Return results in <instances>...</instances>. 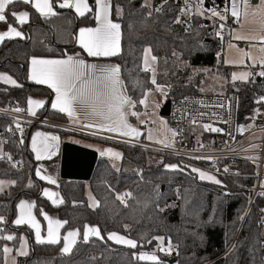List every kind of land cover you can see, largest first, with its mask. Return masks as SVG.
I'll return each mask as SVG.
<instances>
[{"label":"trees","instance_id":"obj_1","mask_svg":"<svg viewBox=\"0 0 264 264\" xmlns=\"http://www.w3.org/2000/svg\"><path fill=\"white\" fill-rule=\"evenodd\" d=\"M160 1L153 0V4ZM216 1L220 3L223 0ZM89 3L94 6L95 0H89ZM142 4V0H112V12H115L117 6L122 9L117 19L121 25L122 38L121 52L111 60L121 67L128 95L134 101L142 98V89L132 85V80L137 77L144 81V89L152 87L150 74L138 69L143 49L149 46L153 55L158 57L157 83L169 85L168 101L184 95L219 94L199 92V79L188 82L186 74L178 75L175 71L176 64L182 62L191 67L216 71L222 78L228 76L229 68H222V62H216L215 55L221 48L218 41H206L204 29L198 22H194L190 33L173 23L179 13V7L173 0H168L167 4H163V11L152 13L151 17L148 16L149 8L142 7ZM20 9H27L30 13L29 23L23 26H19L11 16V12ZM6 15L8 23L25 32V38L2 42L0 71L8 73L22 87L0 84V106L13 102L26 108L27 98L32 95H45L49 103L51 92L27 80L29 58L62 57L65 52L78 51L74 44V34L80 26L93 25L92 14L78 18L69 12L45 19L19 2L10 5ZM6 27L7 24L0 23V29ZM173 52L179 58L173 56ZM229 83L225 93H237L238 119L243 122L255 107L253 88L246 82L237 83V87L232 89ZM48 103L37 115L46 120L65 122L66 118L51 111ZM140 109L137 103L135 111ZM6 122L0 118V132ZM30 128L21 137L24 140L22 145L19 140L11 137L5 145L6 151L20 163L21 168L15 169L11 164L0 162V180L17 181L14 187H8L0 193V215L7 218L4 227L6 233L14 229L11 222L17 201L22 196H28L34 200L35 213L41 220L40 210L43 209L45 212H55L61 220L68 222L61 234L74 228L80 230L81 236L84 225L92 224L98 227L104 239L93 238L85 243L80 238L70 254H62L61 243L37 244L31 240L28 232L29 254L20 258L18 264H151L150 261L133 260V252L149 251L156 246L157 241L153 240L151 244L142 241L143 246L136 249L123 248L107 239L110 232L138 241L142 236L146 239L153 236L171 238L176 247V262L173 264H264V251L261 248L264 232L257 225L262 200L256 198L248 206L249 192L246 189L251 185L250 179L239 180L242 183L240 187L225 183L220 178L221 184L201 181L191 172V167H185L189 166L187 164L165 156L154 161L151 152L121 146L122 158L118 168L115 169L107 159L100 158L88 182L98 207L91 208L88 205L85 183L76 180L60 182L58 190L63 203L54 207L40 196L42 183L34 178V161L27 146ZM166 164H176L183 171L166 170ZM241 167L244 170V166ZM29 180L33 187H26ZM125 192L132 194L131 198H126L127 207L116 199L117 193ZM125 225H128L127 230ZM22 231L17 229V239ZM17 239L11 241L13 249L17 246ZM5 243L0 240V248ZM158 256L164 264H170L167 255L159 253Z\"/></svg>","mask_w":264,"mask_h":264},{"label":"snow or ice","instance_id":"obj_2","mask_svg":"<svg viewBox=\"0 0 264 264\" xmlns=\"http://www.w3.org/2000/svg\"><path fill=\"white\" fill-rule=\"evenodd\" d=\"M22 2L26 5H30L40 17L48 19L50 17L58 16L60 13L56 9H71L74 10L77 17H86L92 14V18L96 22L95 27H83L79 29V33L76 36L77 43L80 48L89 57L94 58H110L118 56L121 52V25L116 23L112 19V0H95L94 6L89 3V0H0V23L7 24L5 31H0V42L14 37L21 39L25 38L23 33L8 23L6 10L10 5ZM168 0H163V4H167ZM163 4L159 7H152L151 0H144L142 7L151 9L148 12V16L151 17L152 11L160 13L163 11ZM241 7L244 9V17L249 15V10L252 9V0H230V8L225 7L223 10L217 8H205L204 0H184V6L180 8V13L173 21L175 24H188V21L182 20L181 16H200L207 20H219L222 23L219 24L216 31V36H222L223 29L226 22L229 19V15L233 20L234 24H240L241 22ZM264 11V0H259L256 9L252 12L255 15V11ZM116 13H122V9L119 6L116 7ZM11 16L20 25H23L28 21L30 14L27 11L11 12ZM206 25H201L205 27ZM190 24L185 28V31L190 30ZM232 37L237 41H245L249 43L250 48H255L256 45L253 42L264 43V34H245L237 29L232 30ZM228 47L234 48L236 45L229 43ZM236 50L240 53V59L237 61L225 60V64H245V58L250 60L252 63L248 67H255L259 64L262 68L261 71L255 73V75L264 77V55L254 56L251 50L246 51L244 48L236 47ZM258 51L264 54V47H259ZM173 56L178 57L176 52L172 53ZM158 57L153 55L152 48L145 47L143 49L141 64L138 65L140 72L151 73L150 83L153 85L151 89H144V81L135 78L132 80L133 87H140L142 89V98L138 101H134L131 96L128 95V90L122 79V70L119 65L104 64L99 65L95 63H86L84 59L80 58L79 54L75 56L66 55L65 58L58 59H47L33 57L30 60L29 67V80L36 84L47 85L54 93L55 96L51 102V108L60 113L66 114L73 123L80 124L81 116H83L85 122L80 124L83 129H95V132L91 134L96 135L98 133L108 132L114 133L119 137H127L138 141L142 135L138 127L133 126L128 122V117H136L141 125L149 123L140 119V113L133 110L137 103L140 105H147L148 97L154 92L160 93L162 96L167 95L165 86L157 83L156 79V64ZM254 75L250 71L232 73V80H244ZM0 81L5 84H11L15 87H22L12 77L0 74ZM264 102V97H260L257 103ZM46 104L44 100H36L32 97L27 99V108H21L19 106L12 109L16 113L27 112L29 116L35 117L37 112L35 109L43 108ZM156 108L160 107L157 103L154 105ZM224 107L223 104L218 105ZM259 114V113H257ZM147 115V114H146ZM200 116L205 115L199 113ZM15 128L20 132L21 137L23 136L24 129L21 127L19 121L13 118ZM227 122V121H225ZM159 129H148L147 139L158 144H162L165 148H173L175 144V137L178 135L177 130L167 127L166 122L160 121ZM191 123L196 124L198 121L193 119ZM203 128L206 131L212 132H223V129L212 127L209 124H204ZM8 131H12L9 127ZM238 131L242 132L243 128L238 127ZM163 137V138H161ZM38 138H43L39 139ZM112 139L114 137H105ZM59 138L55 135L46 136L42 132H36L32 136L31 148L35 153V159L41 160L44 158H50L55 155V152L50 151L51 147H54L58 143ZM51 141L52 144L46 143ZM127 142V141H126ZM4 143V141H0ZM21 145L24 143L23 138L19 142ZM204 147L203 145H200ZM110 154L115 159H121V153L114 152L112 149H105L101 152V155ZM7 158L11 163V166L15 168L17 162H12L13 158L11 155L0 151V160ZM192 159L198 160H214L211 156H194ZM251 159V158H250ZM162 162V161H161ZM166 170H179L183 171L180 166L176 164L164 165ZM191 167V166H185ZM228 172V168L224 169ZM191 172L197 173L200 180L210 181L215 184H221V181L206 171L191 167ZM36 176L40 180H46L50 184H55L56 181L51 176H45L41 174L40 168L36 169ZM16 180L4 181L0 180V193L5 191L6 187H14ZM26 187H33V183L29 180ZM264 187V185H262ZM179 195V190H177ZM42 195L47 197L53 205L63 203V200H56L53 197H57L59 194L51 192L48 189H43ZM131 193H117L116 199L119 200L126 207V198H131ZM259 195L264 196V192ZM93 206V205H90ZM96 207L99 206L98 202L95 203ZM35 207V202H28L20 200L16 204L17 215L16 218L11 222L13 226L19 227L22 225H28L35 231V239L37 244H51L55 245L60 243L63 239V247L61 248L62 254H70L73 246L77 243L80 230L73 229L69 230L63 237L60 235V229L64 227L68 222L61 221L49 217L43 209L40 210L41 215L47 221V235L46 238L42 237V231L39 221L33 214L32 209ZM164 209H160L163 211ZM264 211V210H262ZM7 223L6 217L0 215V240L14 241L17 239L15 234H5L6 229L3 227ZM264 223V221H262ZM125 229H128V225H125ZM95 236L103 240L104 238L100 235L98 227L84 225L83 241L87 243L89 237ZM20 248L16 250L17 256H27L28 251L26 250V240L23 236L19 237ZM107 239L113 241L116 244L127 246L131 249H136L138 246L142 247V241L151 244L153 240L157 241L156 251L152 253L141 251L139 253L133 252L132 259L137 261H150L151 264H164V261L156 254L157 252L163 253L164 255H172L176 251V247L173 245L171 238L163 236H153L151 239L141 237L140 241L125 237L116 232H110L107 235ZM167 239V244L165 240ZM14 251L13 248L5 244L0 248V252L3 254L4 264H16L15 256L10 254ZM178 254V253H177Z\"/></svg>","mask_w":264,"mask_h":264},{"label":"built area","instance_id":"obj_3","mask_svg":"<svg viewBox=\"0 0 264 264\" xmlns=\"http://www.w3.org/2000/svg\"><path fill=\"white\" fill-rule=\"evenodd\" d=\"M173 1L178 5L180 13V8L184 6V0ZM162 4L163 0L152 4V7H159ZM226 6L228 7L227 0H223L220 3L216 0H204L205 8L215 7L218 10H223ZM152 13L156 12L152 11ZM181 19L188 21V24H178L184 31L189 24L191 26L189 31H185L186 33L191 32L194 22H198L200 27L201 25H206L201 27L204 29V39L206 41H218V43H221L228 37L230 31L238 29L230 15L229 19L223 22L225 27L222 36H216L215 34L219 30V24L222 23L218 19L215 20V23L213 20H207L200 16H192L191 18L181 16ZM261 70L262 68L259 67L256 73ZM248 83L253 88L252 96L255 107L251 114L245 117L243 122L238 119V96L234 91L223 94L200 93L184 95L170 102L169 114L166 117L168 127L178 132L173 148H165L141 141L130 143L129 146L137 147L159 156L187 160L192 162V167L215 175L225 183L233 186L240 187L242 183L239 180L250 179L251 185L246 189L249 192V205L256 198H260L264 205V196L259 195L264 192V187H262L264 185V102L257 103L260 97H264V77L254 75ZM229 84L232 89L237 87L236 82ZM221 104L224 107L218 106ZM17 106L21 107L13 102L0 106V118L7 121L0 132V141H4V143H0V151L7 154L9 153L6 151L5 145L8 138H15L19 141L21 138L20 132L15 128L13 118L19 121L24 129L23 134L30 127L54 126L51 122L38 115L33 117L29 116L26 111L22 113L12 111ZM199 113H204L205 115L200 116ZM193 119L198 121V123H191ZM204 124L223 129V132L206 131L203 128ZM9 127L12 128L11 132L7 130ZM238 127H242L243 131H238ZM194 156H211L214 160L192 159L191 157ZM0 162L11 164L7 158L0 160ZM12 162L17 161L13 158ZM241 166H244V170ZM20 168L21 165L18 163L15 169ZM225 168H228L229 171L225 172ZM262 221L261 224L264 228ZM262 246L264 249V243ZM175 253L176 251L170 256L167 255L166 259H171Z\"/></svg>","mask_w":264,"mask_h":264},{"label":"crops","instance_id":"obj_4","mask_svg":"<svg viewBox=\"0 0 264 264\" xmlns=\"http://www.w3.org/2000/svg\"><path fill=\"white\" fill-rule=\"evenodd\" d=\"M53 2L55 3V0H53ZM22 3V2H21ZM142 3H144V0H142ZM151 3L153 4V0H151ZM24 4V3H23ZM227 4H228V7L230 8V0H227ZM32 11L34 14H36L38 17L39 14L30 6V5H27ZM120 8V7H119ZM61 15V14H65V13H73L75 16V12L74 10H71V9H56ZM21 11H27L29 13V11L27 9H20V10H17L15 12H21ZM30 14V13H29ZM58 15V16H59ZM58 16H55V17H58ZM121 16V13L120 14H117L116 13V8H115V12H112V19L114 22L116 23H119L120 22L117 20L119 17ZM77 17V16H76ZM42 18V17H41ZM52 18V17H50ZM78 18H82V17H78ZM15 20V19H14ZM29 20H30V16H29V19L27 22H25L23 25H26L29 23ZM16 22V20H15ZM17 23V22H16ZM18 24V23H17ZM19 26H23V25H20L18 24ZM96 26V22L94 20V23L92 26H80L77 28L75 34H74V44L78 47V51H75V52H65L64 53V56L62 57H43V56H33V57H38V58H47V59H58V58H65L66 55H72V56H75L76 54H79L80 55V58L84 59L86 63H95V64H99V65H104V64H110V65H118L116 62L112 61L111 58L113 57H110V58H94V57H89L87 56V54L83 51L82 48L79 47L78 43H77V40H76V36L78 35L79 33V29L80 28H83V27H95ZM236 26L238 27L237 30L241 29V27L236 24ZM7 29L4 28V29H0V31H5ZM18 29V28H17ZM20 30V29H18ZM264 30V29H263ZM24 37H25V32L20 30ZM232 31L229 32V35L230 36V33ZM12 39H21L19 37H14ZM5 40H11V39H5ZM3 42V41H2ZM2 42H0V45L2 44ZM240 46H242L240 44ZM33 57H30L29 58V61H28V65H27V80L30 82V83H33V84H36L35 82L33 81H30L29 80V67H30V60L31 58ZM115 57V56H114ZM261 67V66H260ZM259 67H257L258 69ZM256 69V70H257ZM150 74V73H149ZM16 81V80H15ZM250 81V80H249ZM247 81V82H249ZM17 82V81H16ZM18 83V82H17ZM36 85H39V86H42L46 89H48L50 92H51V97H50V100H49V103H48V98L45 96V95H32V96H29V97H32L33 99H36V100H44L46 101V104L45 106L47 105V103L49 104V109L53 112H56V113H59L60 115L64 116L66 118V121L65 122H58V121H52V120H48L49 122L52 123V127H46V128H42V127H34V128H30L29 130V134H28V138H27V146H28V149L31 153V156H32V159L34 161V178L42 183V187H40L39 189V194L42 198H44L45 200H47L52 206L56 207V206H59L61 205L62 203L58 204V205H53V203L45 196L42 195V191L43 189H48L49 191L51 192H56L58 193L59 195L57 197H53V199H56V200H62V196L60 194V191L58 190V187H59V184L60 182L63 180L61 177H60V165H61V150H62V145L64 143H70V144H73V145H76V146H79L81 148H84L86 150H89V151H92L96 154L97 156V161L100 159V158H105L101 155V152H103L105 150V147L103 146H97V142H103V143H110L112 145H116L120 150H121V156H122V149H121V146H129L130 143H133V142H145V137H146V132L141 130L140 128L142 127V125L140 124H137L136 121H135V117L133 116H129L128 117V122L130 124H132L133 126L135 127H138L139 130L141 131L142 135L140 137V139L138 141L134 140V139H131L130 138H127V137H119V136H116V134L114 133H108V132H103V133H98L96 135H93L91 134L92 132H95L96 130L95 129H83L81 128L80 124L84 123L85 120L83 118V116H81V119H80V124L78 123H73L72 120H70V118L64 114V113H60L58 111H55L51 108V102L55 96V93L47 87V85H43V84H36ZM7 86H12L11 84H7ZM28 97V98H29ZM27 98V99H28ZM44 106V107H45ZM43 108H37L35 109L36 112H39L41 111ZM26 108H27V101H26ZM25 108V109H26ZM135 110V109H133ZM139 112V111H138ZM27 113V112H26ZM36 132H42L44 133L46 136H52V135H55L59 138L58 140V143L54 146V147H51L49 150L50 151H53L55 152V155H52L50 158H44V159H41V160H36L35 159V153H33L32 151V148H31V141H32V136L36 133ZM109 136H112L114 138L112 139H108V138H105V137H109ZM39 139H43V138H38ZM127 141V142H126ZM46 143L48 144H52L51 141H46ZM115 152V151H114ZM117 152V151H116ZM106 156H110V158H112L113 160H117L115 159L114 157H112L110 154H105ZM91 156V155H90ZM107 159V158H105ZM109 162L110 160L107 159ZM121 160V159H120ZM96 161V163H97ZM120 162V161H119ZM112 165V164H111ZM96 166V165H95ZM113 166V165H112ZM115 169H117L115 166H113ZM37 168H40L41 170V174L42 175H45V176H51L55 181L56 183L55 184H50L48 183L46 180H40L37 176H36V169ZM4 181H10V180H4ZM81 182H84L85 183V194H86V187L89 188L88 186V182L89 181H81ZM8 187L5 188V190L7 189ZM89 191H90V188H89ZM91 192V191H90ZM92 195V194H91ZM93 197V196H92ZM20 200H25V201H28V202H34V200L28 196H22L21 198H19V200L17 201V203L20 201ZM96 202V201H95ZM16 203V204H17ZM95 207V206H93ZM92 207V208H93ZM33 211V214H34V211H35V207L32 209ZM45 212V211H44ZM16 213H17V210L15 209V215L13 217V220L15 219V216H16ZM49 217H52L54 219H59L61 220L58 215L55 213V212H45ZM41 218H42V221L44 219V217L41 215ZM12 220V221H13ZM45 220V219H44ZM63 221V220H61ZM12 224V223H11ZM87 225H90V226H95V225H92V224H87ZM13 226V225H12ZM26 225H22V226H19V227H16V226H13L15 229H18V228H24ZM97 227V226H95ZM74 228L72 229H68L66 230L63 234H61V230L62 228L59 230L60 231V235L61 237H63V235H65L69 230H73ZM24 232L27 233L28 235V231L29 230H26L25 228L23 229ZM41 231H42V237L43 238H46V235H47V221L45 220V228L42 229L41 228ZM83 231H84V228H83ZM83 231H82V234L80 236L79 234V237L77 238V242L80 240V238H82L83 240ZM101 235V234H100ZM122 235V234H120ZM124 236V235H123ZM126 237V236H125ZM99 239L98 237H95V236H91L89 237V240L90 239ZM30 240V239H29ZM32 240V239H31ZM34 243H36V239L34 237V240H32ZM110 241V240H109ZM112 242L113 244L117 245V246H120V247H123V248H129L127 246H124V245H121V244H116L114 243L113 241H110ZM60 252H61V248L63 247V239H61L60 241ZM30 244V242H29ZM47 244V243H45ZM77 244V243H76ZM75 244V245H76ZM75 245L73 246V248L75 247ZM30 248V247H29ZM131 249V248H130ZM29 254V253H28Z\"/></svg>","mask_w":264,"mask_h":264},{"label":"rangeland","instance_id":"obj_5","mask_svg":"<svg viewBox=\"0 0 264 264\" xmlns=\"http://www.w3.org/2000/svg\"><path fill=\"white\" fill-rule=\"evenodd\" d=\"M258 3H259V0H252L253 7H252V9L249 10V15L247 17H244V9H243V7H241V9H240V11H241V22L239 24L241 29H239V31H241V32H243L245 34H264V30H263L264 29V11L256 10L255 11V15L252 14V12L256 9V5H258ZM229 43H231L233 45H236V47L244 48L246 51L251 50L252 54L254 56L258 57L260 55H264V54H262V53H260L258 51L259 47H264V43H262V42H253V43H255L256 47L255 48H250L248 42L237 41V40L233 39L232 32H231L230 36H228L225 40H223L221 43H219L221 48L215 55L216 62L217 63L222 62V65H221L222 68H225V67L229 68L228 76H225L224 78H222V77L218 76L216 71H213V70L210 71L208 68L191 67V66L187 65L186 63H182V62L176 64L175 71H177L178 75L186 74V79H187L188 82H194L196 78L199 79L200 85L197 88L199 92H213V93L223 94V93L227 92V89H228L227 83H228V81L230 83L231 82L246 83L247 81L251 80L254 77V75L256 73V69H257V67H260V65L257 64L255 67H248V65L251 64L252 62L250 60H248L247 58H245V64H243V65L225 64L224 61L226 59L227 60L237 61V60H239L241 58L240 57V53L236 50V47L231 48V49L228 47ZM240 44L242 46H240ZM245 71H250V72L254 73V75L248 77V79L246 81H244V80L233 81L232 80V73H234V72L235 73H240V72H245ZM162 73L164 75H166V76L168 75V73L166 71H162ZM0 74H5V75L10 76L8 73L3 72V71H0ZM158 74L159 73H158V70H157L156 71V76ZM150 76H151V73H150ZM10 77H12V76H10ZM0 84L7 85L3 81H0ZM164 86H165L166 93H168L169 85H164ZM151 88H153V85H152ZM167 101H168L167 95L165 97V96H162L158 92H154L153 94H151L148 97V102H147L146 106L145 105H140L141 109L138 112V113H140V117L139 118L143 119V120H146V121H150L149 123L143 124L142 127L140 128L141 130L146 132V137L144 138L146 143L163 146L162 144H158V143H155L153 141H149L147 139V134H148V129L149 128L159 129L160 128V123L159 122L161 120L166 122V125H167V118L161 115V111L163 109V106L165 105V103ZM157 103L160 105V107H158V108H156L154 106ZM135 121H136L137 124H140L136 117H135ZM167 127H168V125H167ZM161 138H163V137H161ZM97 146H102V147L104 146L105 149H112L115 152L117 151V152L121 153V150L116 145H112L110 143L97 142ZM154 155L155 156H153V153L151 155V158L154 161H159V160H161V157H164V156L160 157L159 155H156V154H154ZM103 157L109 159L110 163L113 166H115L116 168L119 166L120 159L119 160H113L112 158H110V156H106V155H104ZM174 160H176L178 163L187 164V165L192 167V162H189L187 160H181V159H176V158ZM194 174L197 176L198 180H200L199 177H198V174L197 173H194ZM204 181L212 183V182L207 181V180H204ZM86 197H87L88 205L89 206L90 205L94 206L96 202H95V199L92 197L91 192L89 191L88 187H86ZM247 199H248V195H247ZM93 206H90V207L92 208ZM248 206H249V201H248ZM263 206L264 205H263V201H262V205L260 206V209H259V218H258V223H257V225L260 228V231L262 233L264 232V228H263V226L261 224L262 219H264V215H263V211H262L263 210ZM15 207H16V205H15ZM16 215H17V213H16ZM34 215H35L36 219L39 221L41 228L44 229L45 228V220L43 219V221H42L36 215L35 211H34ZM15 218H16V216H15ZM6 220H7V218H6ZM6 224L3 225V227H5ZM24 228L26 230H29L28 232L31 234L32 240H34L35 231L33 229H31L28 225H26ZM24 228H20V229H24ZM16 232H17V229L14 228L13 230H11V232H7L5 234H15ZM20 236H23L25 238V240L27 242L26 243V250L29 253V247H30L29 242H30V240L28 238L27 233L22 231L19 234V237ZM19 237L17 239L16 248L10 254L11 256H15L16 264H18L20 258H24L25 257V256H17L16 255V250L20 248V243H21ZM263 243H264V241L261 243V248L262 249H263V246H262ZM5 244H7L9 247L13 248V246L11 245V241H6ZM156 246H157V244H156ZM156 246L153 249L149 250V251H146V250H143V251L144 252H148V253H152V252L156 251ZM263 251H264V249H263ZM159 253L160 252H157L156 254L159 255ZM1 264H4L3 254H2V262H1ZM9 264H11V261H9ZM207 264H209V263H207Z\"/></svg>","mask_w":264,"mask_h":264},{"label":"water","instance_id":"obj_6","mask_svg":"<svg viewBox=\"0 0 264 264\" xmlns=\"http://www.w3.org/2000/svg\"><path fill=\"white\" fill-rule=\"evenodd\" d=\"M169 108L170 101H167L163 106L161 115L167 117ZM96 161L97 156L94 152L70 143H64L61 150L60 177L63 180L89 181ZM175 262V257L169 260L170 264Z\"/></svg>","mask_w":264,"mask_h":264}]
</instances>
